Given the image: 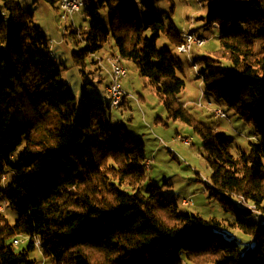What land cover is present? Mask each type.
Returning a JSON list of instances; mask_svg holds the SVG:
<instances>
[{
	"label": "trees",
	"instance_id": "1",
	"mask_svg": "<svg viewBox=\"0 0 264 264\" xmlns=\"http://www.w3.org/2000/svg\"><path fill=\"white\" fill-rule=\"evenodd\" d=\"M208 1V23L220 28L218 48L192 60L196 78L260 136L247 151L232 154L228 139L179 101L184 64L156 39L163 34L177 47L181 32L150 10L141 18L140 5L127 0H90L88 31H72L83 44L71 57L84 67L112 40L117 56L134 62L167 118L201 136L212 168L206 190L254 244L241 249L222 233L220 219L182 211L161 186L143 193L144 141L112 123L109 104L85 89L79 108L33 11L0 0V180L8 168L4 194L17 212L13 223L0 214V264H35V239L54 264H264V223L246 205L264 213V0ZM18 236L29 238L21 248L12 242Z\"/></svg>",
	"mask_w": 264,
	"mask_h": 264
},
{
	"label": "rangeland",
	"instance_id": "2",
	"mask_svg": "<svg viewBox=\"0 0 264 264\" xmlns=\"http://www.w3.org/2000/svg\"><path fill=\"white\" fill-rule=\"evenodd\" d=\"M19 1L24 8L33 11L35 23L49 38L51 53L60 62L61 77L74 93L78 107L80 108L83 89L92 98H102L109 104L106 91L110 83L109 58L118 57L112 40L100 51L88 56L86 66H77L72 61L71 52L81 47L83 43H75L72 31L75 29V35L79 36L84 26L88 27L89 19L85 11L75 12L67 19H62L58 2L51 4L46 0ZM127 1L136 6L140 5L138 10L141 18L150 10L166 26L173 23L180 32L192 31L205 37L206 42L203 46H194L189 52L191 61L207 53L211 54L218 48L220 28L216 23H208V0H174L173 11H170L168 0ZM216 7L220 10V1ZM99 16L107 24V10H101ZM146 34L151 36L150 31ZM156 45L158 48H168L184 64L183 72L178 75L184 78L186 84L178 95L179 101L197 120L224 135L228 139L232 154L236 155L241 150L247 151L249 141H256L260 137L255 133L253 126L203 89L187 53L179 52L163 34L157 37ZM118 59L127 70V75L121 80L125 94L122 104L108 109L107 113L112 123L124 124L132 136L140 137L144 141L147 159L151 162L149 168H146V177L141 185L142 192L146 193L151 185L161 186L166 196L175 197L182 211L204 218L220 219L223 223L222 233L235 239L241 249L244 250L249 244L253 245L254 240L248 234L232 225L233 215L223 211L219 202L210 197L206 190L212 168L206 158L201 136L191 125L179 119L167 118V111L159 96L139 68L131 60L120 57ZM198 102L201 106L197 104ZM216 109H222L226 117L216 118L213 114ZM21 149L22 146L16 153ZM4 173V179L0 180V214L13 223L17 218V212L10 206L4 194L7 192L6 186L12 173L8 168ZM182 200L191 201L192 204L182 205ZM23 245L21 243L18 247L21 248ZM30 257L35 259V264H54L52 257L42 255L40 247L32 251ZM183 264L191 263L184 261Z\"/></svg>",
	"mask_w": 264,
	"mask_h": 264
},
{
	"label": "built area",
	"instance_id": "3",
	"mask_svg": "<svg viewBox=\"0 0 264 264\" xmlns=\"http://www.w3.org/2000/svg\"><path fill=\"white\" fill-rule=\"evenodd\" d=\"M90 0H57L58 5L61 6V18L65 19L64 16V9H71L73 13L77 12V7L80 4V2H86ZM83 32L88 31V27L84 26V29L82 30ZM189 34V42L194 43V42H206V38L198 35V34ZM110 61V67H109V76H110V83L106 87L107 95L110 100L109 106L110 108H115L119 107L121 103L123 102V96H124V91L122 90V85H121V80L127 75V70L125 69L124 66L120 65V63L116 62V58H109ZM214 116L216 118H224L226 117V114L222 109H216L214 110ZM151 160L149 159V164L150 166ZM183 204H188L191 203V201L187 200H182ZM1 211V209H0ZM15 246L19 244H14ZM35 245L37 247H40V243L38 240H35Z\"/></svg>",
	"mask_w": 264,
	"mask_h": 264
},
{
	"label": "bare ground",
	"instance_id": "4",
	"mask_svg": "<svg viewBox=\"0 0 264 264\" xmlns=\"http://www.w3.org/2000/svg\"><path fill=\"white\" fill-rule=\"evenodd\" d=\"M89 5H90V1L80 2V4H79L78 7H77V12H79V11H81V10L85 11V10L88 8ZM58 8H59L60 13H61V6L58 5ZM73 14H74V13H73V11H72L71 9H64V16H65V19H67V17H68L69 15L72 16ZM60 16H61V14H60ZM216 26H217V25H216ZM188 33L196 34L195 32H192V31H184V32H181L180 34H181V37H182V39H183V42H182L180 45H178L176 48H177V50H178L179 52L187 53V55H188V60L191 61V59H190V57H189V52L191 51V49H192L194 46H203V45L205 44V42H194V43H190V42H189V34H188ZM115 58H116V62L120 63L118 57H115ZM191 63H192V65H193L194 69H195L196 75H197L198 77H201V74H200V72H199L198 69H197V65H196V63H194L193 61H191ZM120 65H122V64L120 63ZM122 66H123V65H122ZM125 69H126V68H125ZM200 80H201V78H200ZM197 104H198L199 106H201V103H200V102H198ZM213 114H214V112H213ZM148 164H149V159H147V160L145 161V167H146V168H149ZM2 179H4V175L2 176ZM241 203H244L243 200H241ZM181 204H182V205H187V204H183L182 201H181ZM244 204H245V203H244ZM246 205H247V207H249L251 210H253V211L256 213V217H257V219H258L259 221H261V222L264 223V213L261 212V211H259V210H256L255 207H254V205H250V204H246ZM28 239H29L28 237L18 236V237H16V238H14L12 242H13V244H21L23 241L28 240ZM35 240H36V239H35ZM41 250H42V249H41Z\"/></svg>",
	"mask_w": 264,
	"mask_h": 264
},
{
	"label": "crops",
	"instance_id": "5",
	"mask_svg": "<svg viewBox=\"0 0 264 264\" xmlns=\"http://www.w3.org/2000/svg\"><path fill=\"white\" fill-rule=\"evenodd\" d=\"M190 204H192V202L191 203H188L187 205H190Z\"/></svg>",
	"mask_w": 264,
	"mask_h": 264
}]
</instances>
